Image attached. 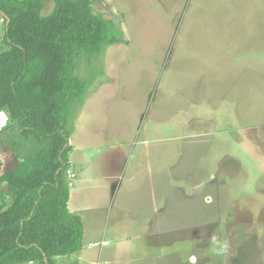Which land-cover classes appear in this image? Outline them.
Instances as JSON below:
<instances>
[{
  "label": "rangeland",
  "instance_id": "374dc122",
  "mask_svg": "<svg viewBox=\"0 0 264 264\" xmlns=\"http://www.w3.org/2000/svg\"><path fill=\"white\" fill-rule=\"evenodd\" d=\"M91 1L121 33L99 55L76 58L87 87L68 115V209L84 215L83 243L99 241L96 216L102 229L111 209L106 164H144L132 167L144 174L125 191L131 195L149 189L146 164H181L189 188L179 182L162 192L186 193L194 214H178V205L163 215L179 239L191 240L188 257L264 264V0ZM54 4L43 0L41 15ZM4 31L0 14V52ZM31 142L20 150L3 141L1 159L39 149ZM80 173L88 182L76 184Z\"/></svg>",
  "mask_w": 264,
  "mask_h": 264
},
{
  "label": "trees",
  "instance_id": "16d2710c",
  "mask_svg": "<svg viewBox=\"0 0 264 264\" xmlns=\"http://www.w3.org/2000/svg\"><path fill=\"white\" fill-rule=\"evenodd\" d=\"M54 1L42 16L43 0H0L8 47L0 52V115L8 118L0 144L11 140L22 150L32 143L26 140L40 143L20 160L13 153L0 162V264H55L82 248L83 223L68 209L67 180L68 115L87 87L75 74L76 58L99 55L121 32L91 0Z\"/></svg>",
  "mask_w": 264,
  "mask_h": 264
},
{
  "label": "crops",
  "instance_id": "0c3cea01",
  "mask_svg": "<svg viewBox=\"0 0 264 264\" xmlns=\"http://www.w3.org/2000/svg\"><path fill=\"white\" fill-rule=\"evenodd\" d=\"M17 137V140H23L19 135ZM3 149V146L0 145V161L6 163L1 159ZM20 152H14L17 160L21 158L18 154ZM106 165L109 167L108 172L102 177L112 184L109 198L112 204L110 211L104 216L105 224L102 229V214L99 213L96 216L99 241L84 244L85 231L83 230L80 251L55 257V264H59L60 259L68 258L72 260H67L63 262L64 264H195L194 258L188 257L191 241L189 237L179 239L176 226L173 227L169 226L167 222L164 223V212L173 210L172 207L176 208L178 205L181 206L178 214L185 217L194 214L191 199L184 196L186 193L180 195L176 192L175 194L163 195L164 192H162L163 185L176 186L179 182L186 183V188H189L187 179H183L184 174L187 176L189 173L184 172L181 164H157V167L146 164L147 171L145 174L149 189L143 195L126 194L125 191L128 189L135 190L136 179L140 180L141 175L144 174V172L133 170L132 167L141 169V165L144 164H127V160H125L121 164ZM161 169H164V172ZM69 170L73 171L71 164ZM69 170L67 173L70 172ZM72 177L71 179L77 178V174L74 173ZM87 179L84 174L80 173L76 184L86 183L88 182ZM118 197L122 198L115 205L113 201ZM207 197L210 198L205 194L206 199ZM134 200L133 204L130 203ZM76 213L73 211V214H79L81 220L84 219L81 211H76ZM111 233H117L118 236L110 240L107 234ZM25 264H35V262ZM232 264L239 263L236 260Z\"/></svg>",
  "mask_w": 264,
  "mask_h": 264
},
{
  "label": "built area",
  "instance_id": "2783aa9c",
  "mask_svg": "<svg viewBox=\"0 0 264 264\" xmlns=\"http://www.w3.org/2000/svg\"><path fill=\"white\" fill-rule=\"evenodd\" d=\"M7 121H8V118H7L6 114H5V118L3 120H0V131L7 125Z\"/></svg>",
  "mask_w": 264,
  "mask_h": 264
},
{
  "label": "bare ground",
  "instance_id": "6f19581e",
  "mask_svg": "<svg viewBox=\"0 0 264 264\" xmlns=\"http://www.w3.org/2000/svg\"><path fill=\"white\" fill-rule=\"evenodd\" d=\"M3 119H4L3 115H0V120H3Z\"/></svg>",
  "mask_w": 264,
  "mask_h": 264
},
{
  "label": "water",
  "instance_id": "95a60500",
  "mask_svg": "<svg viewBox=\"0 0 264 264\" xmlns=\"http://www.w3.org/2000/svg\"><path fill=\"white\" fill-rule=\"evenodd\" d=\"M5 187H6V185H5Z\"/></svg>",
  "mask_w": 264,
  "mask_h": 264
}]
</instances>
